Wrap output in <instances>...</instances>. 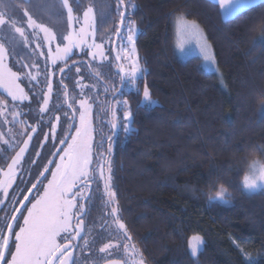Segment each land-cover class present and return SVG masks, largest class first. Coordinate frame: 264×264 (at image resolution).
Returning <instances> with one entry per match:
<instances>
[{"label":"snow or ice","instance_id":"snow-or-ice-1","mask_svg":"<svg viewBox=\"0 0 264 264\" xmlns=\"http://www.w3.org/2000/svg\"><path fill=\"white\" fill-rule=\"evenodd\" d=\"M26 3L27 0H20L12 6L11 14L0 10V26L17 33L25 48L35 45L30 63H10L12 53L0 43V90L10 98L0 96V118L5 125L18 124L21 137L16 140L12 135L10 140L0 131V144L15 153L8 160L5 152V163L0 166V205L5 201L13 205L10 217L5 216L6 222L0 226V264H89L75 253L91 250V230L85 233V217L93 185L97 191L102 185L109 228L115 229L114 233L105 231L109 237H118L115 243L109 239L99 252L111 256L112 249H122V259H106L105 264H147L122 219L112 162L117 130L134 132L135 112L128 92L142 97L137 101V110L142 103H153L147 82L149 72L137 48L139 29L132 19L131 10L137 6L132 0H115L110 14L117 15L118 21L106 40L99 35L92 6L81 13L78 0H58L57 10L65 25L58 34L34 18ZM217 3L228 18L237 17L264 0ZM0 7L7 9L10 5L0 0ZM15 9L22 13V19L16 18ZM176 36L180 52L194 45L203 61L219 73L213 45L197 20L184 14L176 17ZM257 39L264 40V28ZM105 64L114 69L109 75L100 70ZM82 68L90 70L96 81L85 83ZM69 80H73L78 92L70 94ZM54 91L62 94L63 107L56 103L50 108ZM34 106L38 119L32 117ZM260 107L264 110V101ZM98 123L102 125L99 130ZM103 125L108 126L107 134ZM7 131L12 134L11 128ZM255 151L264 155V146ZM245 163L247 169L238 190L264 194V160L256 158ZM206 196L208 201L225 205H231L234 199L223 183L211 186ZM232 243L242 257L241 264H256L239 243ZM204 244L201 235H191V256L198 257Z\"/></svg>","mask_w":264,"mask_h":264},{"label":"trees","instance_id":"trees-1","mask_svg":"<svg viewBox=\"0 0 264 264\" xmlns=\"http://www.w3.org/2000/svg\"><path fill=\"white\" fill-rule=\"evenodd\" d=\"M87 1L101 2L80 0ZM132 2L137 48L157 105L137 110L141 99L134 94V132L115 153L123 221L147 264H241L233 240L264 264V194L238 190L245 160H264L255 151L264 146V40L257 39L264 3L224 19L213 0ZM48 7L53 14L56 6ZM93 7L99 16L101 8ZM181 14L204 29L225 89L201 58H179L174 19ZM221 183L234 198L231 205L207 199L210 187ZM193 234L205 241L197 258L188 249Z\"/></svg>","mask_w":264,"mask_h":264},{"label":"flooded vegetation","instance_id":"flooded-vegetation-1","mask_svg":"<svg viewBox=\"0 0 264 264\" xmlns=\"http://www.w3.org/2000/svg\"><path fill=\"white\" fill-rule=\"evenodd\" d=\"M2 2H6L10 5L9 8L4 9L0 7V10L6 11L9 14L12 13L13 7L15 4L19 3L20 0H2ZM48 4H53L56 7L54 8V12L52 14L53 9H50L48 7ZM97 4L100 8L102 13L98 16L97 13V23H98V29H99V35L104 37L106 40L111 35V32L114 28V26L111 25L112 21L114 20L115 24L118 21V16L116 15L115 19L111 17V12L114 10L115 2L113 0H101V2H80L78 0V7L82 5V7L78 10L83 12L84 9H86L88 6H94ZM58 0H28V2L25 4V6L29 7L30 13L34 16V18L39 19L41 22L45 23L49 27H52L57 33H61L64 31V22L60 19L59 13L57 10ZM92 6V7H93ZM94 8V7H93ZM42 13L40 14L41 10ZM45 11V18H44V10ZM95 11V8H94ZM50 12V14H48ZM16 18L22 19V13L19 11V9H15ZM40 15L42 17L38 18ZM0 41L2 43H7L8 50H11L12 57H11V63H14L16 60H20L21 63L23 62H31V48H34L35 45H31L29 48H25L23 45V42L19 35L15 33L13 30H11L8 26H3L2 30L0 32ZM77 59L79 57H76ZM103 74L109 75L111 71H114V69H110V67L105 64L101 69ZM82 74L85 76V83L89 82H95L96 78L91 74L90 70L87 68H82ZM70 75L73 77V80L75 79V72L74 69L70 70ZM73 80L67 81L69 86L70 94H73L74 92H78L77 89H74V82ZM36 91L39 92L40 88L39 86L36 88ZM135 92L129 91L128 97L130 100H133ZM0 96H5V98L9 99L5 93L0 90ZM104 99V96H101V100ZM27 103V102H26ZM56 103H60L63 107V96L61 93H56L54 91L53 95V101L50 105V108L55 105ZM47 115V114H46ZM62 115V113H61ZM100 117L103 116V113L98 114ZM32 117L33 118H39L38 109L34 106L32 110ZM23 118V117H22ZM9 120H11V116L8 117ZM31 122V121H30ZM102 127L99 123L97 124V128ZM104 132L107 134L109 132L108 126L103 125ZM9 128L12 129V134L10 135L7 131ZM0 131H3L5 133V136L8 139H12V135H15L16 140H20L21 137L18 135L20 132V126L18 124H8L5 125L3 123V119L0 118ZM124 132L122 130H117V135L114 137L116 140V143L114 145L113 149V156H112V162H113V169H114V157L117 149L119 148L120 144L122 143L123 134ZM0 148H3L4 151L0 152V166H3L5 163V152L7 153L8 160L11 159V157L15 154L14 151L11 149H8L6 145L0 144ZM18 150V149H16ZM35 167V166H33ZM96 185H93V190L90 193L91 202H86L87 208H86V217H85V233L87 234L89 230H91V235H89V242H90V251L88 249H85L83 253H81L79 250L75 253L76 256L81 257L82 259H87L89 261V264H105L106 259H122V249H112V255L109 256L107 253H100L99 248L103 246L104 243H108L109 239L112 240L113 243L116 242L118 237L113 235L112 237L108 236V232L105 231V229H108V231L115 232L114 226L112 228H109L110 224V217L106 214L108 209L105 207V196L102 190V185H100V190H96ZM13 205L10 204L8 201H5L4 205H0V226H3L5 221V216L10 217L12 213ZM108 221V223H106Z\"/></svg>","mask_w":264,"mask_h":264},{"label":"rangeland","instance_id":"rangeland-1","mask_svg":"<svg viewBox=\"0 0 264 264\" xmlns=\"http://www.w3.org/2000/svg\"><path fill=\"white\" fill-rule=\"evenodd\" d=\"M213 1H215V2L217 3V0H213ZM79 11H80V10H79ZM80 12H81V11H80ZM81 13H82V12H81ZM221 13H222V16H223L224 19H229V18H231V17L226 18V17L224 16L222 10H221ZM178 16H180V15H177L176 17H178ZM176 17H175V19H174L175 34H176ZM2 27H3V26H0V32H1V30H2ZM138 34H139V32H138ZM137 37H138V36H137ZM0 40H1V39H0ZM0 43H2V42L0 41ZM3 44L5 45V47H7L6 45H8L7 43H3ZM176 45H177V36H176ZM9 52L11 53V50H9ZM176 52H177L179 58H180L181 60H183V61H185V60H187V59H189V58H191V57H194V56H197V57L201 58L200 55H199V53H198V51L196 50V48H195L194 45L190 46V48H189L188 50H186L185 52H183V53L180 52V51L177 49V47H176ZM201 60H202L203 67L205 68V71H207L208 73L216 74V75L218 76V79H219L220 87H221L222 89H225V88H226V82H225V79H224L223 74H222V76L219 74V73H221L220 70H219V73H218L217 71H215V70L212 68V66H210V65L207 64V63H205V62L203 61L202 58H201ZM10 63H11V58H10ZM217 67H218V66H217ZM133 92H134V91H133ZM135 95H136V94H135ZM137 97H139L140 99H142V97L139 96V95H137ZM131 101H132V100H130V103H131ZM131 105H132V103H131ZM141 105L144 106V107L152 108V107L156 106L157 103H156L155 101H153V103H151V104L142 103ZM129 134H131V133H129ZM129 134H125V133L122 134V136H123L122 142L124 141V139H125V138L127 137V135H129ZM245 193H247V192H245ZM247 194L251 195V194H256V193H251V194H250V193H247ZM210 202H211V203H219V204L225 205V204H223V203H221V202H219V201H210ZM203 246H204V245H203ZM203 246L201 247V251H202V249H203ZM201 251H200V252H201ZM189 252H190V250H189ZM199 254H200V253H199ZM190 255H191V252H190ZM198 256H199V255H198ZM193 258H197V257H193Z\"/></svg>","mask_w":264,"mask_h":264},{"label":"clouds","instance_id":"clouds-1","mask_svg":"<svg viewBox=\"0 0 264 264\" xmlns=\"http://www.w3.org/2000/svg\"><path fill=\"white\" fill-rule=\"evenodd\" d=\"M253 159H256L255 157H253Z\"/></svg>","mask_w":264,"mask_h":264},{"label":"water","instance_id":"water-1","mask_svg":"<svg viewBox=\"0 0 264 264\" xmlns=\"http://www.w3.org/2000/svg\"><path fill=\"white\" fill-rule=\"evenodd\" d=\"M27 2H28V0H27Z\"/></svg>","mask_w":264,"mask_h":264}]
</instances>
